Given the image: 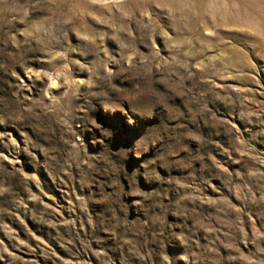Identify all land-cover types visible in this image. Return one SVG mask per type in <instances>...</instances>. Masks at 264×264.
Wrapping results in <instances>:
<instances>
[{
	"label": "rangeland",
	"instance_id": "1",
	"mask_svg": "<svg viewBox=\"0 0 264 264\" xmlns=\"http://www.w3.org/2000/svg\"><path fill=\"white\" fill-rule=\"evenodd\" d=\"M0 264H264V0H0Z\"/></svg>",
	"mask_w": 264,
	"mask_h": 264
}]
</instances>
